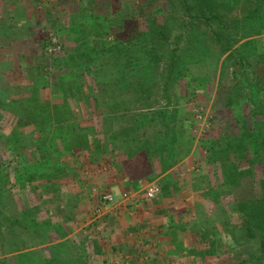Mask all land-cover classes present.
Listing matches in <instances>:
<instances>
[{
    "label": "rangeland",
    "instance_id": "374dc122",
    "mask_svg": "<svg viewBox=\"0 0 264 264\" xmlns=\"http://www.w3.org/2000/svg\"><path fill=\"white\" fill-rule=\"evenodd\" d=\"M66 1V4L58 5L54 0H0V90L8 91L13 85H29L41 75L48 83L42 89L41 96L63 102L60 97L62 94L54 93V84L59 87L64 81L65 70L61 62L63 50L75 46L73 36L79 30L75 29L71 21L74 15L82 14L85 7L78 4L77 0ZM219 1L229 3L225 19L227 27L216 29L225 42L230 39L229 43H234L232 55L230 52L223 54L228 42L225 45L218 41L204 21L187 16L181 0H101L95 6L100 10L97 12L107 16V22L111 21L113 25L110 32L114 33L110 34L108 41L119 38L137 42V37L147 29L145 18L140 14L144 7L148 11H160L156 23L167 27V38H157L158 52L165 51L166 55L160 56L162 58L157 61L150 55V58L145 59L149 62L151 59L148 65L140 58L135 77L137 86L131 96L127 99L124 96L126 101L119 103L123 99L122 95H112L109 89L107 93V88L104 95H111L119 106L123 103V107H129L123 110L125 118L113 121L114 129H136L131 117L133 114L137 119L144 113L165 112L163 122L158 116L159 125L151 128L162 136L158 144L163 152L156 153L152 160L137 158L139 162L133 164L126 160L127 151L124 149L134 144L124 143L119 147L120 150L117 149L116 157L118 162H122V159L124 162V168L119 173L126 177L136 173L135 179L131 180L132 186L144 183L137 189L141 193L147 184L158 181L163 195L167 196L174 190L177 193L175 198H185L188 202L186 206L191 215L186 213L182 219L176 220L173 215L180 217L181 213L169 211V230L172 232L169 240L173 237V246L169 244V264H264V246L257 238L249 237L246 231L247 216L239 209V205L245 203L249 213L256 204L264 205V112H253L250 91L242 87L240 80L244 79L237 77L242 65L236 58H247L246 66L254 68L253 76L264 93V28L260 33H254V28L264 22V4L262 17L252 19L258 1ZM120 9L123 13L136 15L135 18L128 17L124 24H118L124 14L119 18H114V15H118L117 10ZM69 26L73 29L70 35L67 30ZM56 29L59 30L58 36L54 34ZM66 43L67 48L64 47ZM135 55L146 56L141 51ZM80 81L90 98L85 100L80 92L71 91L70 94L74 95L70 99L71 104L79 114L76 120L96 130L95 139L99 137L98 141L105 140L111 132H104L101 117L96 114L94 82L87 74L81 76ZM11 94L15 95V92ZM101 107L106 112L110 109L107 104ZM14 124L11 114L0 109V133L9 136ZM25 134H22L20 144H27L26 137L29 136ZM65 134L69 137V132ZM240 136L244 139H240ZM46 143L48 148L43 151L48 152V157L44 161H41V152L35 147L22 149L21 152L27 158L22 161L19 156L21 152L14 149L10 153L7 144L0 139L1 264H20L22 253L27 255L30 263L41 258L55 259V251L49 249L50 244H58V240H65L69 244L73 238L80 239L78 234L83 231H77L75 226L85 225L77 222L81 215L76 217L75 213L81 208L88 210L92 218L87 221L89 223L85 229L93 244L96 240L95 230L99 231L103 227L87 228L99 217L96 215L94 218L92 213L96 206L92 189L100 185L95 180L98 172L87 177L86 166L89 164L92 170L95 165H109L112 161L106 157L108 154L96 153L95 159L88 163L87 155L83 154L84 151L80 154L78 148L73 151L72 157L58 154L63 151L64 145L56 135ZM247 143L246 153L240 158L238 145ZM226 147L228 150H225ZM162 154V159H159L158 156ZM39 158L40 161L34 163V159ZM28 160L34 165L29 163L26 167L22 166ZM60 162L68 171L61 177L57 176ZM234 176L233 183L230 180ZM122 191L129 193L127 190ZM142 196L143 202L136 203L129 194L131 199L127 209H122V213L120 210L111 212L107 219L106 216L99 218L107 227L109 223L117 224L122 220V232H133L134 238L122 236L124 243L133 244L129 250L119 247L123 244L115 243L119 249L115 252V261L123 263L120 260L122 255H126L129 260L132 255L137 256L136 252L140 250V257L144 252L150 257V251H144L142 240L153 241L151 236L156 229L153 221L155 213L150 203L145 201L144 193ZM69 223L71 229L77 232H71ZM259 223V226L264 227V220ZM60 229L63 234L61 238L60 233H55ZM42 230L50 234L47 236L58 240L38 245L45 238ZM196 231L201 239L207 238L208 242L195 239L192 234ZM205 231L210 233V237L207 232L202 236ZM32 242L36 245H31ZM213 242H216L214 255L202 257L200 252H205L202 250ZM141 245H144L143 248ZM16 247L18 249L13 250ZM152 259L150 257L149 261Z\"/></svg>",
    "mask_w": 264,
    "mask_h": 264
},
{
    "label": "trees",
    "instance_id": "16d2710c",
    "mask_svg": "<svg viewBox=\"0 0 264 264\" xmlns=\"http://www.w3.org/2000/svg\"><path fill=\"white\" fill-rule=\"evenodd\" d=\"M100 1L101 0H77L78 4L85 5L84 9H82L84 12L74 16L71 15L73 16L71 24L75 26V29H79L76 35L73 36L76 43L74 47L68 46V49L63 50L64 56L62 57L63 59L61 58V62L65 70L63 72L64 81L60 83L59 87L57 84H54L56 85L54 87V93L60 95L62 94L60 97L63 98V102L51 101L50 99H44L41 96L42 89L48 86L47 81H44L45 77L42 79L41 75H38L36 77L37 79L29 85H13L9 87L10 90L8 89V91H5V89L0 90V109L8 114H11L15 120V124L13 125L11 132L8 133L9 136H5L0 133V139L7 144V150L10 153H12L14 149L21 152L22 149L27 147H35L36 150L41 152V161H44L48 157V152H44L43 149L48 148V143L46 142L48 140L50 141V138L53 137V135L59 137L64 145V147H62L63 151H59L58 153L60 155L65 154L72 157L74 154L72 155L71 153L77 148L82 150L89 149L88 142L91 135H95L96 130L92 127L81 125V123L76 120V118L79 117V114L74 111L75 109L73 108L70 100L74 97L73 94H70L71 91L80 92L82 96L85 97V100L90 98L89 94H86L83 89V86L85 85L80 81L81 76L85 74L90 76L94 82V91L96 92L93 96V102L95 104L94 108L96 110V114L101 117L104 132H111L112 134L111 138H113V141L111 144L115 146V143L119 147H121V144L124 143H128L129 145L134 144L132 147L124 149L125 152L127 151V157L129 159L136 157L140 160H152L153 156H156V153L163 152V149L161 150L160 145L158 144V141L162 136L153 129L151 130V128L159 125L156 119L158 116H161L159 120L163 122L165 112L156 111L153 113H144L139 117L137 116V119L136 115L133 114L131 117L137 126L136 129H133L132 127L114 129V120L125 118L126 116L123 112L129 109V107H123L124 105L121 103L122 108L112 100L111 95L108 97H105L104 95V92H106L105 88H107V93L111 90L110 93H112V95H115V93L119 96L122 95L121 97L123 99L122 101H119V103L126 101L124 100V96L126 97L125 99H127L136 90L137 82L135 77L136 69L141 62L140 58L143 62L151 55L150 57H152L154 61H157V59L162 58L160 56L166 55L165 51L158 52L157 48L159 45L157 38H167V27L156 23L157 15L161 14V12L156 10L148 11L145 7L141 10L140 14H142L145 18L147 29L144 30L139 37H137V42L132 40H119V38L117 39L116 37L113 41H108L110 34L114 33L112 31L110 32L113 25H111V21L109 23L107 22V16L97 12L100 10L95 6L98 4L97 2ZM181 1L184 5L187 16L190 19L204 21L209 29V32L214 34L218 41L224 42V44L228 42L227 45L225 44L226 47L222 52L223 54L230 52V55H232L234 43H229L230 39H227L225 42L223 37H220L216 29L221 28L223 30V28L227 27L225 19L226 9H228L227 5L229 3H222L219 0H191L193 3H191L190 0ZM254 1H258V3L254 8L252 19H259V17H262V6L264 4V0ZM54 3L63 5L66 4L67 1L54 0ZM117 12L119 13H117L118 15L115 14L114 18H119L122 14H124L123 19L118 22L120 25L122 22L124 24L126 18H135L136 16L129 14L128 12L123 13V10L121 9L117 10ZM105 22H107L110 27H108V24H105ZM252 22H255V20ZM263 28L264 22L259 23L254 28V33H260ZM67 30L70 35L73 29L69 26L67 27ZM58 32V29L54 30V34L56 36H58ZM44 46L46 45L44 44ZM66 46L67 43L64 47L67 48ZM137 51L145 53L146 56L143 57L141 55H135ZM236 58L242 65L239 72L237 71V77H242L244 79L240 80L241 85L250 91L249 97L253 105V112H264V99L262 98L264 93L260 89L257 79L253 76L254 68L246 66L248 65L247 58L243 56H237ZM148 64H151V59L150 62L146 61L145 65ZM31 75L34 76L35 74ZM27 76L30 79L29 74ZM12 91L15 92V95L11 94ZM105 104H107L110 108L108 112L101 107ZM24 128L27 129L28 132H25ZM67 132H69V137L65 134ZM24 133H26L25 136H29L26 137L28 138L26 145L20 144V142H22V134ZM117 137L120 140H117ZM240 139L243 140L244 137L240 136ZM118 141L121 142L119 143ZM51 146L54 147V144L51 143ZM247 146L248 143L247 145H238L240 158H242L246 153ZM161 147L163 148L164 145ZM55 150H57V148H55ZM225 150H228V147H226ZM19 156H21L20 159L22 161L27 160L24 152L19 153ZM162 157L163 154L158 156L159 159H162ZM39 161L40 158L38 160L34 159V163ZM24 163H26V165H22L24 167L29 165V163L34 165V163H32V161L30 162V160ZM163 170L165 171L166 169ZM57 172V176L59 177L63 176L65 173L68 174V171L65 169V165L61 162L57 167ZM230 181L234 183L235 176ZM239 209L242 211L243 215L247 216L246 219L248 223H246V231L248 232L249 237L257 238L264 246V227L259 226V221L264 220V205L260 206L259 204H256L253 209L249 211V213L247 212V206H245V203L240 204ZM183 214H185V212ZM187 214L191 215L189 211H187ZM183 229L189 231L191 230L185 227H183ZM42 231L45 233L42 234L45 238L39 241L38 245L41 246L58 240L56 237L47 236L50 234L46 233L44 230ZM206 232L207 231H205L202 236L206 235ZM55 233H60V238L63 236V234H61V229L59 231H55ZM169 233L172 234L170 230ZM207 234L210 237V233L207 232ZM192 235L195 236V239L199 238L202 242H208L207 238L201 239L202 237L200 234H197V231ZM215 243L216 242H213L212 245L206 246V249L202 250L205 252H200V255L202 257L213 256L216 251V248L214 249ZM34 244L35 243L32 242L31 245ZM58 244H50L49 249L54 252L56 251V247H59L60 245L64 247L69 245L67 244V241H63ZM16 249H18V247L13 250ZM0 253L2 254V252ZM26 256L27 255L24 253L21 254L20 264H25L26 262L27 264L30 263V260H27ZM46 260L48 259H38V261H41L42 263Z\"/></svg>",
    "mask_w": 264,
    "mask_h": 264
},
{
    "label": "crops",
    "instance_id": "0c3cea01",
    "mask_svg": "<svg viewBox=\"0 0 264 264\" xmlns=\"http://www.w3.org/2000/svg\"><path fill=\"white\" fill-rule=\"evenodd\" d=\"M111 135L112 134H109V135L107 134L106 135L107 138L105 140L101 139V141H98L100 139L99 137L95 139V136L91 135L90 140L88 142L89 149L82 150L78 148L80 154L83 151L85 152L83 154L87 155L86 159L88 160V163H91V159L92 160L95 159L94 157L96 153L100 155L108 154V156L106 157L109 158V161H112V163H110L109 165L104 163V165L106 166L104 165L96 166L95 165L96 168L93 167L92 170L89 168L88 166L89 164L86 166L87 168L86 173H88L87 177L91 176L90 174L94 175L95 171H97L98 172L97 174H99V175H95L96 177L95 180H98L99 185H100L98 186L99 188L97 186L95 188L96 189L98 188L99 190L97 189V192H94L92 189V195H94L95 200H96V202L95 201L93 202L94 204L96 203V206L92 210V213H93L94 218L96 217V215H98L99 217H96V220L92 224L87 226V228L99 226V229L101 227L100 225L103 226L101 227L99 231L95 230V233H96L95 243L93 244L92 240L89 238L90 236L87 235V229H85L86 225L89 223L87 221L92 218L90 217L88 210L81 208L79 211L77 210L78 213H75L76 217H79L81 215L80 219H78L77 222L82 223V225H85V227H82L80 225L79 227L81 228L79 227L77 228V226H75L77 231H80V230L83 231V232L80 231L81 233L78 234L80 235V239L74 240L73 238V240L69 242V245H66L65 247L61 245L59 247H56L55 260L48 259L43 263L41 261H37L35 263L32 262L29 264H169V256H170L169 248H170L171 241H172V239L171 241L169 240V235H170L169 233V211H179L180 213L182 212L180 214V217H178L177 215H173L174 219L176 220L182 219L183 215H186L188 211L187 209L188 206H186L188 202L185 201V198L184 199L182 198L183 200L179 199L180 201L178 200V198H175L177 197V193L174 190L170 191V195H167V196L165 194L163 195L162 187H161L160 194L156 198L148 199L146 196L147 188L142 193L140 192V190H137V189H140V187L144 183L141 182L140 184L132 186L131 180L135 179L134 177L136 176L135 175L136 173L132 175L131 177H126V175L119 173L121 169L124 168L123 166L124 162H123V159L121 160L122 162H118L119 159L116 157V153L118 152L117 149L120 150V148L115 143L114 145L116 146H113L111 144L113 141V138H111ZM117 140H120V139L117 137ZM71 154L73 155L74 153L72 152ZM127 159L128 161L133 162V164H137L139 162V160H137V158L135 157L132 159H129L128 157H126V160ZM109 166H111L112 168L111 167L109 168ZM108 168H109L108 170L109 173L106 172ZM179 178L183 180V178L181 177ZM153 183H158V181H153ZM158 184L161 186L160 183ZM149 185L147 184L145 187H148ZM122 190L129 191V194L131 195V197L134 198V201H136V203L143 202L142 195L144 193L145 201L149 202L151 207L154 210L153 214L154 213L155 214L153 215L154 217L153 221L155 224L154 228L156 229L155 231H153L152 233L153 235L151 236L152 238L151 240L153 241L142 240V243L145 246L141 245L142 248L144 246L145 248L144 251H148V252L150 251V257L153 258L151 261H149L150 257L145 254L147 252H144L143 256L140 257L141 255L139 254V252L141 250L136 252L138 254L137 256L132 255L130 258L131 260L130 259L128 260V258L125 257L126 255H122L120 260L123 263H121L120 261H115L117 257L115 255V252L119 251L118 246L116 244L117 243L123 244L119 247L129 250L133 246V244H129V243L127 244L126 242L124 243L122 241V236H126V238L127 237L134 238L133 232L128 233L127 231L126 234L122 232L121 230L123 228L122 220L121 222L117 224L109 223L107 227L106 223H104V221L100 220L99 218H103L104 216H106V219H107V215L109 213L111 212L117 213V211L119 210H120L119 212L122 213L121 212L122 209H127L131 198L129 197L127 199H123L122 194L124 193V191ZM102 193H113L116 197V202L114 203L102 202V200L100 199V196ZM108 207L110 208L107 209ZM99 209L100 211H98ZM184 212L185 214H183ZM174 214L179 215V213H174ZM133 216H136V215H133ZM110 224H111L112 229L109 228ZM71 226L72 225L70 224L69 228L71 232H77L76 229H74L75 231L73 230V228L71 229ZM71 236H74V235H71ZM81 239L83 240L82 242L80 241ZM63 241L65 240H58L57 243H62ZM146 242H149V243H146ZM57 253H59V255ZM136 253H134V255ZM157 253H159V255ZM66 256H68L69 258L68 257L66 258Z\"/></svg>",
    "mask_w": 264,
    "mask_h": 264
},
{
    "label": "built area",
    "instance_id": "2783aa9c",
    "mask_svg": "<svg viewBox=\"0 0 264 264\" xmlns=\"http://www.w3.org/2000/svg\"><path fill=\"white\" fill-rule=\"evenodd\" d=\"M94 192H97V189H93ZM161 192V187L158 183H151L146 189V196L148 199L156 198ZM123 199L129 198V193L125 192L122 194ZM102 202L114 203L116 202V197L113 193H102L100 196ZM100 211V209L98 210Z\"/></svg>",
    "mask_w": 264,
    "mask_h": 264
}]
</instances>
